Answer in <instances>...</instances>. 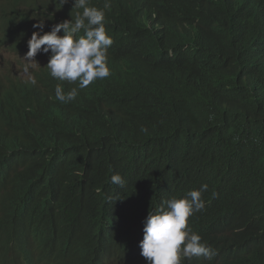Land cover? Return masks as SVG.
Returning a JSON list of instances; mask_svg holds the SVG:
<instances>
[{
	"label": "trees",
	"instance_id": "trees-1",
	"mask_svg": "<svg viewBox=\"0 0 264 264\" xmlns=\"http://www.w3.org/2000/svg\"><path fill=\"white\" fill-rule=\"evenodd\" d=\"M108 3L112 74L75 100L55 99L79 85L48 54L35 85L0 75V264H148L149 211L202 184L189 226L218 255L185 264H264V0ZM77 11L0 0V49L25 55L37 18Z\"/></svg>",
	"mask_w": 264,
	"mask_h": 264
},
{
	"label": "clouds",
	"instance_id": "clouds-1",
	"mask_svg": "<svg viewBox=\"0 0 264 264\" xmlns=\"http://www.w3.org/2000/svg\"><path fill=\"white\" fill-rule=\"evenodd\" d=\"M69 2L59 0L61 7ZM71 3L72 9H82V12L77 11L71 20L55 23L48 32L43 31L45 18H37L38 22L33 27L40 31L32 33L27 42L28 51L22 58L28 65L39 66L36 56L48 54L46 67L52 78L78 82L79 88L73 87L66 93L60 84L56 85L55 99L61 103L75 100L79 90L112 74L108 50L113 38L105 26V9L110 7V3L106 0L103 8L90 5V0H71ZM81 32L83 35H79ZM25 71H28L27 67ZM29 82L37 83L32 76ZM111 182L120 187L125 185L119 174L113 175ZM207 189L208 185L202 184L199 189L190 190L181 198H169L155 211H149L143 221V239L139 242L140 254L148 264H185L193 257L212 261L218 255L189 226V218L205 207L202 196Z\"/></svg>",
	"mask_w": 264,
	"mask_h": 264
},
{
	"label": "rangeland",
	"instance_id": "rangeland-1",
	"mask_svg": "<svg viewBox=\"0 0 264 264\" xmlns=\"http://www.w3.org/2000/svg\"><path fill=\"white\" fill-rule=\"evenodd\" d=\"M24 56L25 55L14 54L7 49H0V75L8 73V75L23 80L32 76L42 63L37 62L39 66L28 65L27 62L22 59ZM26 67L28 71H25Z\"/></svg>",
	"mask_w": 264,
	"mask_h": 264
}]
</instances>
